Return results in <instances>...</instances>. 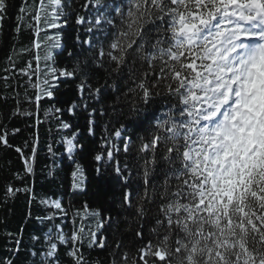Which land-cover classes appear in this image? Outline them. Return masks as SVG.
<instances>
[{"label": "snow or ice", "instance_id": "1", "mask_svg": "<svg viewBox=\"0 0 264 264\" xmlns=\"http://www.w3.org/2000/svg\"><path fill=\"white\" fill-rule=\"evenodd\" d=\"M9 7V0H0V27ZM65 7L62 0H34L33 5L23 0L15 32L24 27L39 36L41 22L45 29H60L68 23ZM81 7L95 13L87 21L76 16L77 25L87 23L89 38L77 35L67 49V56L75 58L72 69L55 67L51 51L43 57L42 83L39 54L33 57L35 71L31 61L19 69L36 90L34 100L25 90L29 104L53 97L57 84L50 81L79 79L80 101L69 105V113L81 104L87 111L88 101L103 97L112 113L127 122L106 135L103 151L92 157L97 176L108 170L121 190L115 216L110 212L105 219L102 210L84 206L81 219L95 218V230L82 224L72 232L73 247L67 254L74 264H86L77 244L87 240L89 248L106 246V237L98 235L105 224L117 232L122 226L132 230L135 224L140 240L147 225L149 235L138 256L129 261L124 252L118 262L114 251L111 264H264V0H85ZM28 16L35 27L23 23ZM46 39L53 41L49 48L63 47L59 35ZM41 43L33 40L32 46L38 50ZM29 51L13 50L16 55ZM14 68L12 62L5 71ZM96 111H88L89 135H94L91 117ZM101 112L106 114V109ZM32 114L21 110L17 99L12 115ZM78 134L63 141L74 163L72 153L83 148L75 142ZM6 137L5 131L0 143L10 147ZM16 151L30 175L32 157H24L20 148ZM32 151L35 154V145ZM121 151L123 160L118 158ZM72 176V188L83 191V166L76 163ZM17 178L23 179L19 174ZM21 191L29 189L7 186L5 201ZM32 199L34 195L29 203ZM51 206L62 211L58 201ZM56 227V241L68 243ZM45 240L47 251H32L31 256L39 255V264H55L58 245L50 235ZM120 246L117 241L116 250Z\"/></svg>", "mask_w": 264, "mask_h": 264}, {"label": "trees", "instance_id": "2", "mask_svg": "<svg viewBox=\"0 0 264 264\" xmlns=\"http://www.w3.org/2000/svg\"><path fill=\"white\" fill-rule=\"evenodd\" d=\"M27 2L29 5H33L34 0H27ZM35 2L38 4L39 0H35ZM47 2L48 0H45V4ZM62 2L68 13L63 19H67L68 23L60 29H45L41 22L40 27L43 30L39 36H34L32 29L24 27L17 34L15 32L16 16L23 0H9L8 15L0 27V135L6 131V138L10 145V147H6L0 143V264H4L5 260H11L13 264H39V255L32 257L31 252L47 251L45 237L48 235L58 245L55 264H74L73 258L67 254L73 247L70 239L72 232L82 224L95 230V218L85 216L84 219H81V216L85 214L84 206L87 205L89 210H102L103 217L106 219L110 212L115 216V208L122 194L119 187L110 178L108 170H105L102 176H97L95 171L97 164L92 158L98 152L103 151L101 148L102 139L119 128L121 123H127L123 116L117 117L112 113V109L108 107L110 101L105 102L103 97L99 102L90 100L87 102V111L81 104L75 112L69 113L67 111L69 105L73 101H80V93L76 89L79 79L66 78H60L58 83L50 81L57 84L53 97H42L38 105L35 102L29 104L26 101L25 90L27 89V96L32 97L33 100L36 90L31 87L27 76L19 74V69L24 68L31 61L32 70L35 71L37 61L33 57L39 54L41 60L39 61L38 75L42 83L45 78L43 57L46 52L51 51L55 67L71 70L75 64V58L70 59L67 56V49L73 47L77 35H80L81 39L89 38L85 32L87 23L77 25L76 16L79 14L84 16L86 21L90 20L95 9H83L81 5L85 0H62ZM106 2L112 3L113 0H106ZM11 5H15V7ZM23 23L25 25L31 23L35 27V21L31 19V16L25 17ZM46 35L53 37L59 35L63 47L49 48L53 41H48ZM33 40L42 42L40 49L33 48ZM24 47L31 51L22 55L14 54V49L19 52ZM86 48L87 46H85ZM74 50L77 53L80 51L79 47ZM10 55L12 56L11 62L8 61ZM12 62H15V68L11 72L5 71L6 68H10ZM4 77H8V79L5 80ZM35 82L36 75H33L32 83ZM92 83L95 86V81ZM17 94L19 95L17 96ZM86 95L87 93H85ZM17 99L20 101L21 110L31 111L32 116L12 115L17 106ZM57 108L62 111H55ZM92 108L97 111L91 117L95 121L94 135H89L87 119L88 111H91ZM102 108L106 109V114L101 112ZM63 123L69 124L70 128H62ZM14 129H19V131L14 132ZM77 130H79V134L76 136L75 142L78 145L82 144L83 148H77L72 153L74 163L69 159L63 141L65 138H71ZM129 132H131V127H129ZM136 134L142 133L137 132ZM136 134L133 135L134 139ZM34 145L36 147L35 154L32 151ZM119 146L122 149V144ZM16 148L22 150L24 157H32L30 163L33 172L30 175L25 174L24 160ZM118 158L124 159L122 151ZM76 163L83 166L86 175L83 191L72 188L74 182L72 173ZM17 174L23 179L17 178ZM9 185L13 188L27 187L29 191L18 192L15 197L5 201V192ZM33 195L34 199L29 203V199ZM41 200H47L49 203L41 204ZM52 201L60 202L62 211L52 207ZM46 216H51L52 219H37ZM57 225L68 237V243L62 244L56 241ZM135 228V224L132 225V230L122 226L117 232L105 224V227L98 233L99 236L106 237L104 248L95 246L89 248L87 240L82 246L77 244V247H80L86 264H111L114 251H116L115 259L118 262L124 252L128 253L129 261H131L132 257L138 256V249L149 239L147 225L143 240L135 236ZM8 233L12 235L9 236ZM34 236L38 237L35 241L33 240ZM16 240L21 241L19 246L15 243ZM117 241L121 242L119 250H116ZM17 247L19 248L18 252L15 251Z\"/></svg>", "mask_w": 264, "mask_h": 264}]
</instances>
